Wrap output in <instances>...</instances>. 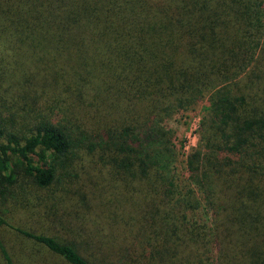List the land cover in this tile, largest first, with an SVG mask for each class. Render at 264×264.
Returning <instances> with one entry per match:
<instances>
[{
    "label": "trees",
    "instance_id": "16d2710c",
    "mask_svg": "<svg viewBox=\"0 0 264 264\" xmlns=\"http://www.w3.org/2000/svg\"><path fill=\"white\" fill-rule=\"evenodd\" d=\"M0 264H264V0H0Z\"/></svg>",
    "mask_w": 264,
    "mask_h": 264
},
{
    "label": "rangeland",
    "instance_id": "374dc122",
    "mask_svg": "<svg viewBox=\"0 0 264 264\" xmlns=\"http://www.w3.org/2000/svg\"><path fill=\"white\" fill-rule=\"evenodd\" d=\"M203 104L195 105L194 107L174 114L172 117L164 121V124L171 128L175 133L174 143L176 145L178 156L176 168L178 171L184 169L185 155L194 147L197 139V124L199 116L202 112ZM24 217L28 216L27 212L23 209L11 210L5 213V218L10 223H22Z\"/></svg>",
    "mask_w": 264,
    "mask_h": 264
}]
</instances>
